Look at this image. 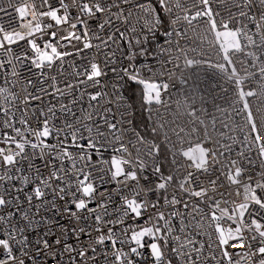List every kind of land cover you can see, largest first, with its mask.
<instances>
[{
    "label": "snow or ice",
    "instance_id": "snow-or-ice-1",
    "mask_svg": "<svg viewBox=\"0 0 264 264\" xmlns=\"http://www.w3.org/2000/svg\"><path fill=\"white\" fill-rule=\"evenodd\" d=\"M0 264H264V0H0Z\"/></svg>",
    "mask_w": 264,
    "mask_h": 264
},
{
    "label": "trees",
    "instance_id": "trees-1",
    "mask_svg": "<svg viewBox=\"0 0 264 264\" xmlns=\"http://www.w3.org/2000/svg\"><path fill=\"white\" fill-rule=\"evenodd\" d=\"M129 90L126 91L125 93L127 94V96L130 98V101L134 102L136 104V107L134 109V111L136 112V116H135V124L139 127H143L145 120L141 115L139 106H138V100L136 97V90H137V86L132 84L130 86H128Z\"/></svg>",
    "mask_w": 264,
    "mask_h": 264
},
{
    "label": "built area",
    "instance_id": "built-area-1",
    "mask_svg": "<svg viewBox=\"0 0 264 264\" xmlns=\"http://www.w3.org/2000/svg\"><path fill=\"white\" fill-rule=\"evenodd\" d=\"M7 20V17H5V21ZM163 42V37H161L160 38V40L158 41V43H162ZM152 47L154 48L155 47V45L153 44L152 45ZM119 55V54H118ZM173 82H175V81H173ZM201 87H204L205 85L203 84V83H201V85H200ZM177 87H179V85H177ZM125 95L127 96V94L125 93ZM134 123H135V121H134ZM105 155H107V153L105 154ZM32 239H35V237L33 236V237H31ZM71 242V241H70Z\"/></svg>",
    "mask_w": 264,
    "mask_h": 264
}]
</instances>
